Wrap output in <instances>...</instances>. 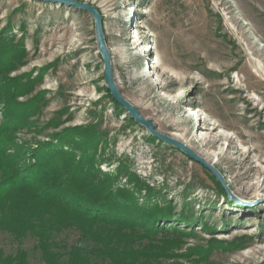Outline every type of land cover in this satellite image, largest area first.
<instances>
[{"label": "rangeland", "instance_id": "374dc122", "mask_svg": "<svg viewBox=\"0 0 264 264\" xmlns=\"http://www.w3.org/2000/svg\"><path fill=\"white\" fill-rule=\"evenodd\" d=\"M84 1L103 16L123 94L163 133L176 137L191 126L182 137L226 185L115 105L93 15L53 1L0 0V86H8L0 128L8 100L12 116L23 117L6 135L7 151L30 154L66 134L90 149L101 176L127 187L138 176L150 185L173 217L157 221L155 242L169 247L148 264H264V0ZM212 133L221 136L215 144L191 140ZM136 195L142 201L146 189ZM54 237L86 253L94 245L75 227ZM19 245L29 264H42L36 237L19 243L0 230L6 253Z\"/></svg>", "mask_w": 264, "mask_h": 264}, {"label": "trees", "instance_id": "16d2710c", "mask_svg": "<svg viewBox=\"0 0 264 264\" xmlns=\"http://www.w3.org/2000/svg\"><path fill=\"white\" fill-rule=\"evenodd\" d=\"M7 87L0 86L1 97ZM18 104L26 103L14 105ZM11 105L8 100L0 128V230L10 232L19 243L28 235L36 237L42 264H92V255L107 264H148L166 254L169 244L155 242L154 234L162 230L157 221L173 213L155 201L150 185L138 176L131 179L134 187L115 182L113 175L101 176L87 158L90 149L66 134L56 143L39 144L30 154L23 149L8 152L13 141L6 135L23 118L12 116ZM142 189L147 196L140 201L136 192ZM71 227L94 243L89 252L80 244L68 247L56 240V232ZM0 264H29L28 252L20 245L15 253L0 247Z\"/></svg>", "mask_w": 264, "mask_h": 264}, {"label": "water", "instance_id": "95a60500", "mask_svg": "<svg viewBox=\"0 0 264 264\" xmlns=\"http://www.w3.org/2000/svg\"><path fill=\"white\" fill-rule=\"evenodd\" d=\"M44 1H53V2H59L61 4L66 5H74L79 8H83L87 11H89L94 19H95V31H96V37L98 42L99 50L102 54V57L104 59V72H105V78L107 82V87L109 90H111L113 97L122 104L127 112L130 114L132 118H135L137 122L147 127L149 132L159 137L171 144H173L176 147L181 148L184 152H186L191 157L195 158L196 160L202 162L207 167H209L217 176V178L222 181L225 184V179L222 175V173L211 163H209L207 160H205L201 155H199L195 150H193L189 145H187L182 140H179L172 135H169L167 133H163L159 130H157V124L151 117L145 116L139 107L135 104H133L122 92L121 88L118 86L114 69L112 65V54L111 50L109 48L108 42L106 40L105 36V30L103 25V16L101 15L100 11L97 7H95L93 4L84 1V0H44ZM226 185V184H225ZM229 195L232 198H235L231 192V190L227 187Z\"/></svg>", "mask_w": 264, "mask_h": 264}, {"label": "bare ground", "instance_id": "6f19581e", "mask_svg": "<svg viewBox=\"0 0 264 264\" xmlns=\"http://www.w3.org/2000/svg\"><path fill=\"white\" fill-rule=\"evenodd\" d=\"M148 43H151V42H148ZM154 47V44H150L148 47H147V49H149V48H153ZM148 59V58H147ZM149 60V59H148ZM147 66L148 67H150L151 66V64H150V60H149V63H147ZM204 120V124L207 122V119H203ZM213 125L214 124H216L215 122L214 123H212ZM218 125H215V126H213L212 128L214 129V128H216ZM192 133V127L190 126V127H187V128H185V130H184V132L182 133V134H177V133H175V134H173L174 136H176V137H178V138H183L182 136H188V135H190ZM223 134V133H222ZM221 134V135H222ZM175 137V138H176ZM220 134H216V133H212V134H210V136H193V138L191 139L192 141H196V142H199L201 139H204L205 140V144H207V145H210V144H215V142L217 141V140H219L220 139ZM184 139V138H183ZM185 140V139H184ZM186 141V144L188 143V144H190L189 143V141L186 139L185 140Z\"/></svg>", "mask_w": 264, "mask_h": 264}]
</instances>
